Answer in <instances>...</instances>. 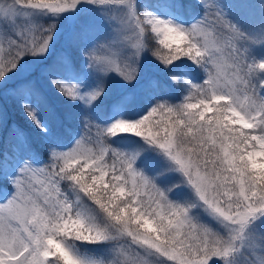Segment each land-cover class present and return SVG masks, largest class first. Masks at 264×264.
Wrapping results in <instances>:
<instances>
[{
	"label": "snow or ice",
	"instance_id": "snow-or-ice-1",
	"mask_svg": "<svg viewBox=\"0 0 264 264\" xmlns=\"http://www.w3.org/2000/svg\"><path fill=\"white\" fill-rule=\"evenodd\" d=\"M87 2L114 23L110 38L81 49L88 66L132 81L149 53L172 70L181 98L110 126L85 115L70 146L49 140L47 163L25 157L0 202V264H264V57L252 51L264 47V22L246 30L220 0H168L176 11L202 9L190 24L138 0ZM81 6L0 0V81L26 56L48 53L56 23L36 16ZM54 72L51 83L71 100L90 105L104 90L83 91ZM32 93L30 83L18 92ZM119 134L137 137L135 146H114Z\"/></svg>",
	"mask_w": 264,
	"mask_h": 264
},
{
	"label": "rangeland",
	"instance_id": "rangeland-1",
	"mask_svg": "<svg viewBox=\"0 0 264 264\" xmlns=\"http://www.w3.org/2000/svg\"><path fill=\"white\" fill-rule=\"evenodd\" d=\"M220 2L229 18L246 30L259 29L264 22V0ZM138 4L141 9L185 24L194 22L202 12V9L196 14L194 11H176L169 6L168 0H138ZM250 18L254 23H248ZM36 20L43 24L55 20L56 31L48 53L44 56H26L17 70L10 73L6 80L0 81V202H6L14 193L12 178L18 174L24 158L31 156L36 166L47 163L49 140L55 138L63 146H70L83 135V116L110 126L119 119L139 118L157 100L178 102L181 98L182 86L171 80L170 73L174 74L172 70L165 68L149 53L142 54L140 71L132 81L125 80L114 71L105 76L88 66V58L81 49L92 46L99 39L110 38L114 23L102 17L96 6L87 0H82L81 7L62 13L59 17L40 14ZM249 24H253L252 27ZM252 51L257 59L264 57V47L257 44ZM51 67H55V77L75 82L83 91H91L101 84L104 90L90 105L71 100L51 83L48 73ZM188 74L193 79L202 78L203 75L191 70ZM27 83L32 84L33 93L23 97L18 92ZM25 102L36 109L47 131L31 120L24 110ZM137 140L131 134L110 138L114 146L126 149L133 148ZM23 151L28 152L22 156ZM216 264H222V261L217 260Z\"/></svg>",
	"mask_w": 264,
	"mask_h": 264
},
{
	"label": "trees",
	"instance_id": "trees-1",
	"mask_svg": "<svg viewBox=\"0 0 264 264\" xmlns=\"http://www.w3.org/2000/svg\"><path fill=\"white\" fill-rule=\"evenodd\" d=\"M247 21H248V23H254V20H252V18L248 19ZM252 25H253V24H249V26H251V27H252ZM253 27H255V26H253ZM24 153H25V152H24Z\"/></svg>",
	"mask_w": 264,
	"mask_h": 264
}]
</instances>
